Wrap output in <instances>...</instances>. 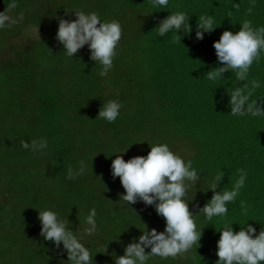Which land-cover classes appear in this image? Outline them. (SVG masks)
<instances>
[{
    "label": "trees",
    "instance_id": "1",
    "mask_svg": "<svg viewBox=\"0 0 264 264\" xmlns=\"http://www.w3.org/2000/svg\"><path fill=\"white\" fill-rule=\"evenodd\" d=\"M3 1L0 264H71L63 244L57 248L41 236L38 210L55 211L89 249L92 264H115L143 231H164L166 222L154 206L119 202L125 190L111 175L112 160L146 156L149 143H167L198 172V181L186 182L185 201L202 236L200 247L151 257L147 264H216L218 231L232 225L239 231L249 223L259 234L264 115H233L229 101L240 90L249 97L245 109L264 110V49L243 80L231 70L209 75L222 66L214 42L226 30L239 31L244 21L264 26V0H169L163 9L152 8L150 0ZM80 11L122 26L106 76L87 46L72 58L55 38L59 20H75ZM177 11L188 15L192 32L158 36L160 21ZM200 16L213 17L217 27L203 40L195 37ZM109 100L122 105L113 123L97 118ZM81 166L82 175L67 178L70 168L78 173ZM213 184L238 195L226 216L209 221L200 209L211 200ZM93 208L96 228L89 235L86 220Z\"/></svg>",
    "mask_w": 264,
    "mask_h": 264
},
{
    "label": "clouds",
    "instance_id": "2",
    "mask_svg": "<svg viewBox=\"0 0 264 264\" xmlns=\"http://www.w3.org/2000/svg\"><path fill=\"white\" fill-rule=\"evenodd\" d=\"M154 9H163L169 6V0H150ZM75 20L60 19L56 40L63 45L68 57L74 56L84 48L90 50V59L101 66V76H106L113 67L116 49L121 40L122 26L118 21L101 20L95 12H75ZM185 12L177 11L162 19L156 27L157 34L164 37L169 33H191L192 25ZM214 18L200 16L197 23L195 37L203 40L205 33H211ZM213 47L216 51L219 64L218 70L209 75L210 79L224 75L225 72L235 71L238 79L243 80L254 60L264 49V26L253 28L249 21L241 24L240 30L233 32L226 30ZM249 97L234 91L229 103L232 105L233 115L253 116L264 115V110L251 106L245 109ZM122 105L116 100L103 103L97 118L113 123L121 114ZM145 141H137L143 143ZM148 142V141H147ZM149 143V142H148ZM146 156H135L125 161L118 155L111 163L113 179L119 178L125 192L120 194V201L128 205L142 201L146 206H154L157 214L164 218L166 227L164 231L155 228L143 231L138 238L125 247L124 255L115 257V264H147L151 257H176L187 252L194 245H199L202 230H197L193 212L189 210V203L185 201L187 184L199 180L198 172L192 168L191 162L174 153L167 143L151 144ZM25 148L28 147L24 143ZM125 151L124 153H126ZM81 166L78 173L70 168L68 179L82 175ZM219 180L220 177H217ZM244 183L242 175L236 188ZM211 200L200 209V213L211 221L214 217H223L228 213L227 204L234 202L238 195L237 190L217 191L213 184ZM208 189V190H209ZM38 219L41 223V236L45 240L60 248L63 244L67 250L71 264H92L93 257L89 249L68 229L64 221L51 209L38 210ZM96 211L93 208L87 217V229L91 235L96 228ZM217 241L216 264H264V228L257 234V229L247 223L246 227L234 230L233 225L224 227L220 231ZM150 249V252H146Z\"/></svg>",
    "mask_w": 264,
    "mask_h": 264
},
{
    "label": "water",
    "instance_id": "3",
    "mask_svg": "<svg viewBox=\"0 0 264 264\" xmlns=\"http://www.w3.org/2000/svg\"><path fill=\"white\" fill-rule=\"evenodd\" d=\"M4 8H5L4 1L3 0H0V10L1 11H4Z\"/></svg>",
    "mask_w": 264,
    "mask_h": 264
}]
</instances>
